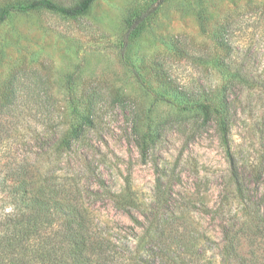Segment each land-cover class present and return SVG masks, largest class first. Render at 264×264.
<instances>
[{"label":"rangeland","instance_id":"obj_1","mask_svg":"<svg viewBox=\"0 0 264 264\" xmlns=\"http://www.w3.org/2000/svg\"><path fill=\"white\" fill-rule=\"evenodd\" d=\"M153 1L97 0L79 18L46 10L15 14L0 28V178L11 181L17 167L32 165L41 178L71 184L76 179L91 187L98 192L96 200H87L97 232L133 264H147L136 262V249L149 255L151 245L144 249L140 240L149 230L155 233L157 221L192 242L198 239L196 256H184L187 264H220V227L200 204L212 207L219 200L230 171L226 150L213 121L203 123L197 110L183 113L156 98L165 91L155 73L165 64L187 90L212 89L216 96L228 80L224 71L235 67L264 85V0H167L125 49L129 18ZM223 29L228 46L220 38ZM12 75L18 77L14 85ZM70 83L77 114L69 109ZM230 99L231 152L259 182L264 198V93L238 86ZM89 108L93 123L72 151L54 153L60 134L81 125ZM161 122L159 142L142 157L135 134ZM159 178L165 186L174 181L166 209L156 195ZM127 189L141 203L142 214L133 211L140 225L110 200V193ZM10 210L0 194V216ZM148 237L144 242H151Z\"/></svg>","mask_w":264,"mask_h":264},{"label":"trees","instance_id":"obj_2","mask_svg":"<svg viewBox=\"0 0 264 264\" xmlns=\"http://www.w3.org/2000/svg\"><path fill=\"white\" fill-rule=\"evenodd\" d=\"M96 1L73 0L70 5H65L56 0H6V4L0 7V28L15 14L25 15L38 10L70 18L83 17L91 11ZM166 1L154 0L150 6L131 15L124 35L125 49L146 31ZM220 38L228 46L224 29ZM208 57L206 54L201 60L206 61ZM225 60L226 58L222 62ZM224 72L227 73L228 80L221 95L216 96L212 95V89L206 91L208 94L205 90H187L172 78L165 64H162L156 70L155 76L165 94L156 98L178 106L183 113L197 110L203 123L213 121L220 143L226 150L230 171L217 204L206 206L201 203L203 197L200 193L197 197L203 214L210 216L220 227L219 244L215 242L221 256L220 264H264V198L259 194V182L238 164L230 148L234 107L230 93L238 86L264 93V85L255 81L250 72L240 67ZM17 78L12 75L11 85L16 83ZM68 91L70 112L77 114L73 83L69 84ZM12 92L15 93L13 90ZM11 99L13 98L5 102L6 108L13 104ZM87 113L82 118L81 125L71 124L60 134L54 144V153L62 155L72 151L85 126L93 123V109L89 108ZM163 125L161 122L159 128L138 131L135 134L136 145L142 157L145 158L149 149L159 142ZM40 172L32 165H25L16 168L11 175V181L7 176L0 178V194L8 199L11 208L10 212L0 216V264H133L119 247L103 234H99L93 224L87 200H96L98 192L81 185L76 179L71 184L66 180L58 182L53 175L54 178H41ZM178 178L174 177L175 180ZM165 183L159 178L155 190L156 195H160L164 201L161 208L166 209L172 205L174 181L166 186L163 185ZM109 195L116 208L128 213L140 225L139 217L133 211L142 214L141 203H138L131 189ZM193 202L195 204L196 200L189 205ZM155 225V233L149 230L151 242H144L148 233L140 240L144 249L147 243L151 245L149 255L142 256L136 249V262L187 264L184 256H196L193 249L197 246L198 239L192 242L186 235L173 233L167 224L162 225L160 221Z\"/></svg>","mask_w":264,"mask_h":264}]
</instances>
